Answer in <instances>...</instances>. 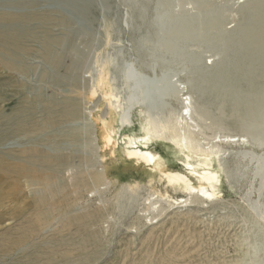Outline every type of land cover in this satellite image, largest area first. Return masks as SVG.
I'll list each match as a JSON object with an SVG mask.
<instances>
[{"label":"rangeland","instance_id":"374dc122","mask_svg":"<svg viewBox=\"0 0 264 264\" xmlns=\"http://www.w3.org/2000/svg\"><path fill=\"white\" fill-rule=\"evenodd\" d=\"M252 2L255 8L249 6ZM263 9L264 0H0V11L26 16L49 14V26L44 23L47 27L32 21L31 27L38 33L46 28L52 30L50 35L61 37L65 30L57 20L62 22V18L70 33L66 43L57 47L63 44L69 52L60 49L63 60L57 71L63 76V84L39 81L33 73L24 80V87L5 89L6 100H0V134L4 126L22 122L27 127L25 136L12 134L0 143V152L17 157L0 156L7 160L6 171L21 169L25 163L40 178L57 171L56 183L67 185L70 206L59 205V193L35 205L32 184L23 178L19 188L12 183L0 184V264H238L250 243L249 229H262L258 236L264 243V110L258 100L256 105L258 95L252 90L254 86L264 87V61L254 59L259 54L244 46L253 28L248 25L255 15L264 17ZM179 17L194 20L196 29L187 27V33L177 26ZM211 18L216 24L209 27L212 38H207L204 28ZM191 27L194 29L193 24ZM216 34L243 43L239 47L234 42L226 45L215 40ZM195 60L200 66L197 72L191 63ZM74 62L78 65L75 68ZM132 67L153 77L150 84H168L167 92L155 101L147 89L145 103L136 102L133 97L138 91L132 88L128 72ZM47 71L53 73L50 68ZM211 72H215L212 84ZM101 75L106 90L116 97L114 132L119 136L139 134L142 125L149 122L155 130L150 133L157 137L183 136L197 149L217 154L213 166L220 174L213 199L203 202L190 197L184 207H179L172 200H184L183 191L165 181L150 182L144 177L146 170L138 166L119 161L111 162V166L101 159L97 126L91 117L92 113L102 116L106 112L100 91L103 87L97 85ZM228 83L230 92L226 93L223 87ZM94 85L96 92L91 96ZM262 92L264 98V89ZM71 97L78 106L76 115L62 121L56 112L53 127L44 130L45 135L39 133L40 121L48 111L68 104ZM240 124L251 126L248 136H243ZM74 133L82 134L77 144L70 140ZM229 135L239 137V142L227 144L232 138ZM154 141L153 148L167 146L176 152L170 161L165 154L164 158L170 169H181V153L167 141ZM31 149L37 154L32 155ZM43 151L51 156L52 169L31 165L39 162ZM60 159L62 162L57 161ZM92 170L102 174L103 183L76 194L73 189L78 175L87 176ZM154 189L163 194L157 205L164 209L149 222L146 219L158 213L156 208L148 210L151 205L147 197H156ZM124 196L131 199L126 201ZM93 209L100 213L90 225L74 220ZM30 223L40 226L32 228ZM84 230L88 234L92 231L93 238ZM51 250L82 257L77 263L56 255L50 259ZM260 259L264 264V252Z\"/></svg>","mask_w":264,"mask_h":264},{"label":"bare ground","instance_id":"6f19581e","mask_svg":"<svg viewBox=\"0 0 264 264\" xmlns=\"http://www.w3.org/2000/svg\"><path fill=\"white\" fill-rule=\"evenodd\" d=\"M249 4L245 3L246 6L249 5L252 8H255L253 7V2ZM27 5H29V3H27ZM22 6L24 7L23 4ZM30 6L31 5H29L28 7L30 8ZM32 7L35 8V6H31V9ZM19 9L21 8L19 7ZM242 9L245 8H241V10ZM262 12H264V9L262 10ZM29 15L26 16L24 14L20 15V13L13 14L7 11H0V100L1 101L6 100V95L4 92L5 89L14 91L16 90V88L24 87L25 86L24 80L28 79L29 76L32 75L33 73L34 74L37 73L36 76L38 77L39 81L50 82L55 86H60V84H63L62 83L63 76L57 70L61 66L63 60L62 53L64 51H61L60 49L64 46L63 44L66 40V34L67 35L70 34L66 32V29H68L66 27L67 23L64 20V18H62V22L58 17L57 18L59 20H57V18L56 19L53 18L54 21L57 20V23L60 26H62L66 32V33L64 32V35L61 34V37H59L58 35H57L58 37L57 36L54 37L53 35H50V32L52 31L51 29H50L51 31L49 32V30L45 28L44 29L45 31L40 30V33H38L35 31V29H32L33 27H31L32 24H34L32 22L33 20L36 22V24L38 23L41 24L42 26H46V24L44 25V23H47L48 25L49 21H51V18L48 17L49 14H38V15L32 14V16ZM63 22L66 24H63ZM262 23H264V17L261 16V18L258 19L256 18L255 15L253 23L248 25V26L253 25V28L248 31L249 36H247V39L244 41L245 50L247 49V47L249 48L250 46L251 47L250 49L253 52L256 51V53L259 54V55H255L254 59L256 58V60L260 62L264 61V26L261 25ZM176 24L179 27L181 26L184 27V29H187V27L192 30L196 29L195 21L192 19H185V18L181 19L179 17L176 21ZM191 24H193L194 29L191 27ZM215 24H216V20L214 21L212 18L206 21L204 30H205V36H207V38L210 37L212 38L211 34L209 33V27L212 28ZM241 25L243 27L245 26L243 23H241ZM52 26L53 24L51 25V27ZM201 30H203V27H200V31ZM188 32L190 31L187 29V33ZM215 40L216 41L222 40L223 43L225 42L226 45L228 43L231 44V42L232 43L234 42L236 43V47H239V43H241V45L243 43L240 42L237 38L234 39L231 37L221 38L220 35L217 34L215 35ZM62 42H63L62 47L60 49L57 48L58 45H60ZM225 44L224 46H226ZM66 52H68L67 49ZM185 59L186 57L184 58V60ZM31 60H36L38 61V63L36 65H31L30 64ZM191 63L192 65L194 64L193 67L194 72L200 70L199 69L200 66L197 65V60L192 61ZM76 66H78L77 62H74L73 68H75ZM46 68L47 69L50 68V70L53 72L51 73L52 75L48 73ZM73 68L71 67V71ZM214 71L219 72L221 70L214 69ZM128 72H130L129 79L133 81L132 88L138 91V93L135 94L133 97V99L138 103H145V100L148 99V96L146 94L144 99V93L146 92L147 89L150 90V93L154 96L155 101L160 99L161 95L165 94L168 90V84L166 83L150 84V82L153 80V77L143 74L135 70L133 67L129 68ZM215 72L214 73L211 72L209 74L211 78V84L215 80L214 77ZM205 75L207 74H204L202 76ZM238 77L239 75L234 76L232 79L230 78L232 80L231 83L234 82V79H238ZM69 78L70 76L67 77V80ZM201 78H197V80ZM231 83H228L223 87L224 92L226 93L230 92ZM97 85L101 88L103 87L100 90L101 97L102 100L106 102V112L102 116H98L96 113L91 114V117L94 119L95 124L97 126V139L99 141V148L102 151L101 159H105L111 166H114L111 164V162H118V161L123 165L126 166L129 165L134 168L138 166L146 170L144 172V177L150 178L151 179L150 182H154V180H157L158 182L165 181L170 186H174L179 190L183 191L186 194L184 200L181 197L173 198L172 200L173 203L179 205V207H184L186 205V201L190 197L194 199L195 198L200 199L201 201L204 202L205 200H211L213 199V197L216 196L218 182H219V174H220V169L218 167L214 169L213 166V162L216 160L217 157L216 153H212V152L208 153V152H204V150L197 149L183 136L179 137L178 135H173V137L166 138L162 136V134H160L158 138L154 134L155 133L154 126L152 125V123L149 122L142 125V129H141L142 131L139 134L132 135V134L123 133L122 135L119 136L117 133L114 132V122L115 119L117 118L116 97L110 90H106V87H104L105 78L102 75L99 76L97 80ZM211 86L212 85H209V88ZM141 89H143L142 92H140ZM263 89L264 87H258V86H254L252 88V90L257 93L256 95H258V98L255 100V103L257 105V100H258V103L260 104V108L262 109V111L264 110V98L262 95ZM95 92L96 90L94 85V87L90 91L91 96L94 95ZM70 100L71 101H69L68 104H63L58 106L55 111L53 110L48 111L47 114L48 116L43 121H40L42 125L39 129V133L43 131L42 133L45 135L44 130L53 127L51 125L53 120L55 119L56 112H58L59 119L62 121L70 119L74 115H76L77 113L76 110L78 109L77 103L75 101V98L73 97H71ZM250 106L253 107V104L250 103ZM100 107L101 104L96 105L97 110H99ZM1 112L2 110L0 108V117H3ZM14 118L16 117L14 116ZM240 125L242 130L241 132L244 134L243 136L244 137L248 136L250 133L251 126L244 124H240ZM26 129L27 127L23 126L22 122L6 127L4 126L3 127L4 132L0 134V143L5 139H10L12 134L17 136L20 135L25 136ZM152 131L154 133H150ZM84 136H87V138H89L86 133ZM233 136L234 135H229V137L232 138L226 142L227 144L235 141L239 142L240 138L238 137L235 139V137ZM70 138H71L70 140H75L77 144L79 142V138L82 139V134L74 133L70 136ZM154 139L156 141H163V142L167 141V143H169L170 146L178 150V153L179 152L181 153L182 155V157L180 158L181 169H170L167 166L165 158L169 159L170 161L171 158L175 157L176 152L173 151L172 153L167 146H163V147L159 146L158 150L156 148H153V145L155 143ZM41 141H43L42 143L45 144L44 138H41ZM35 144L37 143H32L31 145H35ZM43 144L41 145L40 143L42 148H43ZM37 152L38 151L36 149H31L30 151L32 155L37 154ZM0 153H2L0 154V156L7 157L9 155L11 158H17L11 152L8 151L7 152L3 151ZM164 154L166 155L165 158H164ZM49 156H50L49 154L43 151L39 154V162L38 163L32 162L31 165L32 166L38 165L40 169H44L46 166L52 169V166L50 165L51 163H49L51 156L50 157ZM20 160L24 161L23 158H20ZM57 161L62 162V159ZM88 161L89 159H87L86 162ZM60 166H56V167L59 168ZM7 169L8 167H7L6 158L0 157V184L9 185L12 183L15 187L19 188L18 182L21 181L22 178L30 182L32 184L31 191L34 197L33 200L35 202V205L40 206L44 204L47 196L53 195V193H59V195H61L59 205L61 207L64 206L63 208H65L66 206L67 207L70 206L69 197L66 196L68 194V191L66 189L67 185L64 184L63 186L62 185L59 186V184L56 183V180L59 181V175H60L58 174L57 171L50 172L46 176L40 178L38 174L35 172V170L29 168L27 163H25L22 166L21 168L22 170L15 167L13 170L10 171H6ZM6 181L9 182L5 183ZM103 181L104 178L102 174L98 170H92L90 171V173H88L87 176L78 175L77 183L73 191L76 194H79L84 190L92 189V186L94 185L96 186L102 184ZM72 186L74 187L73 183ZM154 191L156 193V197H153V194L147 197V200L149 201L148 205H151V207H149L148 210L153 211L156 208L158 213L151 216L149 219H146L149 222H151L153 218H155L156 216L160 215L164 209L163 207H161V204L157 205L163 199V194L160 193L158 189H154ZM44 193L47 195H44ZM127 196H124L126 201L131 199V198L128 199L129 196L128 197ZM168 203L172 204V202H168ZM99 213H100L99 211L93 209L92 211L87 212L88 215L84 217H82V215L79 217H75L74 220L84 225H90L92 222L96 220ZM46 214L48 216V213ZM30 226L32 228H35L37 226H40V224L30 223ZM261 230H258L256 232L255 230L253 232L252 231L250 232V229L248 230L249 231L248 233L250 235L247 237V239H249L250 243L247 245L248 247L243 251L242 256L238 260V264H262V260L260 259V257L264 252V243L262 241L263 237L258 236V232L263 234ZM86 234L88 233L86 232ZM94 236H96L95 233ZM88 237L93 238L92 231L88 234ZM55 255L60 260H65L69 263H77L78 260L82 257L81 255H79L78 257H74L70 254H63L62 252L57 254L55 250H51L48 256H50V259H56Z\"/></svg>","mask_w":264,"mask_h":264}]
</instances>
